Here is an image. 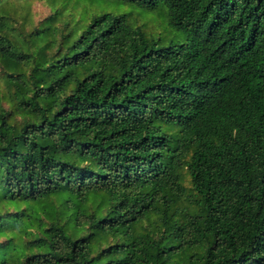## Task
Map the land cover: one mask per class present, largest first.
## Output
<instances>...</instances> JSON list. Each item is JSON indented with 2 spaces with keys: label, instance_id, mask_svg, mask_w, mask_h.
I'll use <instances>...</instances> for the list:
<instances>
[{
  "label": "trees",
  "instance_id": "1",
  "mask_svg": "<svg viewBox=\"0 0 264 264\" xmlns=\"http://www.w3.org/2000/svg\"><path fill=\"white\" fill-rule=\"evenodd\" d=\"M34 1L0 0V264H264V0H101L165 5L162 48Z\"/></svg>",
  "mask_w": 264,
  "mask_h": 264
},
{
  "label": "rangeland",
  "instance_id": "2",
  "mask_svg": "<svg viewBox=\"0 0 264 264\" xmlns=\"http://www.w3.org/2000/svg\"><path fill=\"white\" fill-rule=\"evenodd\" d=\"M56 1V3L53 0L34 1L28 14L32 23L37 24L40 21L52 16L57 6H59V8L63 7L64 0ZM83 5L85 6L84 12H87V16L90 17L98 14L99 12L100 14L105 12L126 14L131 22L139 24L143 27L148 38L153 40L159 48L170 46L173 42L181 43L184 39L182 32L174 30L168 25L167 7L163 4L159 5L155 9L143 8L134 4L117 5L113 2H103L101 0H93L91 2H86ZM77 8L78 11H81L82 9L81 6H77ZM25 9H23V13H25ZM72 11L73 9L71 10V8L68 11L65 10L66 13L70 12L75 17H79V13L77 11ZM4 206L10 210H17L20 207H26L25 205H11L8 202H1L0 208ZM40 206L41 205H34L33 208L35 210L32 208L34 211L31 210L30 213H34L37 207ZM23 221L24 223L22 227H17L16 230H13L10 233V236L17 239L19 243L23 241L24 237H30L37 231V228H39L38 222L34 218L29 220L27 217H24ZM0 238L3 239L4 236L0 235Z\"/></svg>",
  "mask_w": 264,
  "mask_h": 264
}]
</instances>
